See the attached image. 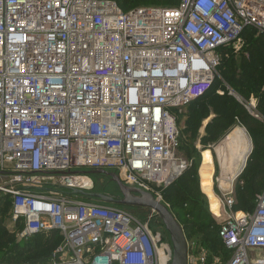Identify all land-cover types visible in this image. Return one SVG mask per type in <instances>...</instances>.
<instances>
[{"label": "built area", "instance_id": "built-area-1", "mask_svg": "<svg viewBox=\"0 0 264 264\" xmlns=\"http://www.w3.org/2000/svg\"><path fill=\"white\" fill-rule=\"evenodd\" d=\"M246 29L264 35V0L126 12L118 0H0V198L22 240L60 235L46 264H172L148 222L70 193H94L88 172L100 170L160 201L190 166L175 112L211 90L218 50H240ZM240 104L262 121L254 102ZM246 160L213 193L226 264H264V189L253 213H234ZM187 244L188 264H209Z\"/></svg>", "mask_w": 264, "mask_h": 264}, {"label": "trees", "instance_id": "trees-1", "mask_svg": "<svg viewBox=\"0 0 264 264\" xmlns=\"http://www.w3.org/2000/svg\"><path fill=\"white\" fill-rule=\"evenodd\" d=\"M154 2L163 5L161 7L169 8L176 6L179 0H155ZM118 5L125 12L134 8L143 7L135 5L131 8H126L124 6V0H118ZM255 33L254 30L246 29L241 36L243 42L241 61L243 62V67L248 71V74L235 80L233 77V62H230L229 65L226 64L228 66L224 72H222L225 86L229 85L234 90L235 87L233 85L240 86L241 84H246L252 86V78L258 74V71L261 70L264 73V35L256 37ZM232 51L233 49L231 46L218 50V54L221 57V65L218 71L223 68V66H226V60L230 59L232 61L235 59ZM245 54L255 63V66L246 62L248 58H246ZM217 80L205 96L194 101L196 103L202 101V108L186 122L187 128L189 127V132H195L196 126H200L201 120L208 118L210 115L209 110L212 108L216 117L205 129L206 133L204 137H202L204 143H206V141H219L222 136H226L227 133L225 132L228 131L230 127L232 129L236 123H239L249 134L252 142V152L246 160V166L241 175L243 185L241 188H238V192L236 191L234 209L251 214L256 207V196L264 189V93L259 97L256 110L262 120L260 121L252 117L232 96L227 94L219 95L217 92L219 89L223 88V84L221 83V85ZM248 86L247 89H250ZM238 93L244 94V91L239 87ZM256 96L258 97V94H256ZM231 129L228 132H230ZM180 148L181 144L179 140V150ZM187 161L190 162V166L186 172L174 184L163 189L164 191L162 190L165 198L168 197V200H174L170 202V212L172 213L173 210L178 214L184 213V219L186 221L183 224L173 213L172 214L181 225L187 241L189 239L186 233L190 232L197 233L205 238L206 242L202 243L205 247H207L209 241H212L214 244L219 243L220 246H222L219 238V231L214 232L209 230L210 225L214 224L212 218L210 219L211 216L207 212L200 210L197 213V198L200 193L198 190V177L195 172V159L191 158V155H189ZM4 199L6 200L5 204L11 206L10 199L8 197ZM0 206L3 207L2 205ZM190 206L194 208L189 212L187 208ZM9 233L10 232L6 231L2 220H0V264L49 263L52 261L53 253L62 240L57 232L52 231L30 238V240H34V242L29 245H24L22 242L14 241L13 236ZM213 247L214 246H211L210 249H213Z\"/></svg>", "mask_w": 264, "mask_h": 264}, {"label": "rangeland", "instance_id": "rangeland-1", "mask_svg": "<svg viewBox=\"0 0 264 264\" xmlns=\"http://www.w3.org/2000/svg\"><path fill=\"white\" fill-rule=\"evenodd\" d=\"M155 0H124V6L126 8H131L132 6H143V7H161L163 5L157 4L154 2ZM256 37L258 36H262L260 34L255 33ZM234 49V48H233ZM242 50H243V45L242 48L238 51L233 50L232 53L234 54L235 59H233L232 61L230 59L225 61V65L228 64L230 62H233V66H234V73H233V77L234 79H240L242 78L244 75L248 74V71H246V68L243 67V62L241 61V57H242ZM248 58V57H246ZM247 59V63L248 64H252L253 66H255V63L250 59ZM223 66V68H221L218 71V83H222V87L221 89H219L218 92H220L219 94L223 95V94H227L232 96L237 102L239 103H243V104H247L250 102H254L255 106H256V110H257V106L259 103V97L264 93V73L259 70L258 74L256 76H254L253 79V85L252 86H248L246 84H241L240 86H235V90L233 88H231L229 85L225 86L224 83V78L222 76V72H224V70L226 69V67L228 66ZM224 82V83H223ZM247 86L250 89H247ZM239 91V87L244 91V94H240L238 93ZM256 94H258V97L256 96ZM202 106V101L201 102H194L192 104H190L189 106L185 107L184 109H182L181 111H179L178 113L175 112L176 116V125L178 128V132H179V138L178 140H180V144H181V148L178 152V156L182 157V158H186L185 160H187L188 156L191 155V158L195 159V172L197 174L198 177V190L200 195L197 198V213L198 211H203V212H207L212 218V220L214 221V224H211L209 227V230L214 231V232H218L220 229V226L223 224L224 222V217H220L218 218V215L220 214V211L218 210V202L217 199L214 197V195L212 194V173H213V169H214V175H213V181H214V189L216 191V187H217V183H216V179H219V188H220V178H221V173H222V165H221V159H220V153L218 152V148L220 146V144L224 141V139L231 134L232 132H228L230 129H228V131H226L225 133L226 136H222L221 139L219 140V142H217V144H219V146L217 147L216 145L214 146H210L212 147L211 150V154L214 158V168H213V162H212V158L209 156V153H205L204 154V162L202 160V152L205 151V148L203 149H199L194 147V140L198 137H200V132H203V130H200V126L202 121L200 122V126H196L195 128V132H189V127L187 128V121L191 118L192 115H195L196 113L199 112V110H201ZM213 109L211 108V111ZM209 114H210V110H209ZM215 115V114H214ZM209 117V116H208ZM216 117V115H215ZM207 119V118H206ZM237 122V121H236ZM239 124L236 123L232 129H234V127H238ZM231 129V130H232ZM183 130V131H182ZM182 131V132H181ZM248 139L251 141V138L249 136V134L247 132H245ZM194 137V138H193ZM206 147V145L204 146ZM251 147H252V142H251ZM209 149V148H208ZM252 152V149L247 157V159L249 158L250 154ZM189 163V161H188ZM203 163V166H202ZM202 169V170H201ZM243 173V171H242ZM242 173L239 175V177L237 178V180L234 181L233 184V200L236 201V193L238 192L237 190H239L238 188H241V186L243 185V180H242ZM202 176V177H201ZM200 177H201V184H200ZM95 188H94V193L96 194H103V195H107L110 196L116 200H121V194L118 190V188L116 187L115 184L111 183L109 178L104 177V176H91ZM164 191V190H163ZM163 191L161 190L159 192L160 194V198H161V203H163L166 207H168V209L170 210V202L174 201L173 199L168 200V197H164ZM237 191V192H236ZM207 194L208 198L206 197V195L204 193ZM5 197L0 198V205H2L3 207L0 206V220H2L4 227L6 228L7 232H10L9 234H11V236H13V240L16 242H22L24 243V245H29L32 244L34 242V240H30L28 241V239L26 240H22L19 237V232L21 230V227H15L13 225V220H12V215H11V206L10 205H6L5 203ZM74 199L79 200V201H89L86 198L80 197V196H75ZM94 201V200H93ZM102 204V203H99ZM105 206H109V207H114V208H118V209H122L126 212H128L130 215L136 217L137 219H139L142 222H148L149 223V227H150V231L152 232V234L156 237H158L161 241L162 245H169L171 246V242H170V236L168 235V233L165 231V228L161 222V220L159 219V217L155 214L152 213L150 210L148 209H143V208H138V207H124V206H115V205H106V204H102ZM194 207L190 206L187 208V210L190 212V210L192 211ZM196 208V207H195ZM185 212V211H184ZM172 213L174 214V216L183 224L185 223V219H184V213L178 214L177 212L172 210ZM196 213V214H197ZM234 213L236 216L239 215H243V214H247L246 212L243 211H239V210H235L234 209ZM188 221V220H187ZM186 236L188 237V242H191L193 244L197 245V251L204 253L207 257H208V262L209 264H226L228 261V253L222 248V246H220L219 243H212V241H209V243H207V247H205V245H203L202 243L206 242L205 238H203L201 235L197 234V233H190L187 232ZM61 243V242H60ZM60 245V244H59ZM211 246H214L213 249H210ZM250 253V262L255 261L257 258L253 255L251 252Z\"/></svg>", "mask_w": 264, "mask_h": 264}, {"label": "water", "instance_id": "water-1", "mask_svg": "<svg viewBox=\"0 0 264 264\" xmlns=\"http://www.w3.org/2000/svg\"><path fill=\"white\" fill-rule=\"evenodd\" d=\"M248 157V156H247ZM90 176H104L109 178L110 182L118 188L122 199L116 200L110 196L96 193H84L81 191H72L70 194L80 196L89 200H94L106 205L138 207L148 209L155 213L161 220L165 231L170 236L172 247V264H188L189 248L183 229L176 218L170 212L168 207L158 201L152 194L142 190L131 188L123 184L120 178L106 171H90Z\"/></svg>", "mask_w": 264, "mask_h": 264}, {"label": "bare ground", "instance_id": "bare-ground-1", "mask_svg": "<svg viewBox=\"0 0 264 264\" xmlns=\"http://www.w3.org/2000/svg\"><path fill=\"white\" fill-rule=\"evenodd\" d=\"M251 142L243 129L237 128L229 134L220 144L222 173L220 178V188L229 187L232 178L244 166V162L251 151Z\"/></svg>", "mask_w": 264, "mask_h": 264}, {"label": "crops", "instance_id": "crops-1", "mask_svg": "<svg viewBox=\"0 0 264 264\" xmlns=\"http://www.w3.org/2000/svg\"><path fill=\"white\" fill-rule=\"evenodd\" d=\"M218 94L220 93V92H217ZM219 95H221V94H219ZM215 118V115H214V113H213V111H211V109H210V115H209V117L207 118V119H204L203 121H202V123H201V126H200V130H203V132H200V137H198V138H196L195 140H194V147H196V148H199V149H203V148H205V151H203L202 152V160H203V162H204V154L205 153H209V156L212 158V162H213V168H214V158H213V156H212V154H211V150L212 149H208L209 148V146H219V144H217V142H219V141H217V142H213V141H206V143H204V141H202V137H204V135H205V129H206V127H207V125H209L212 121H213V119ZM239 124V123H238ZM237 128H240V129H244L241 125H239L238 127H234V129H232L230 132H233L234 130H236ZM246 131V130H245ZM206 145V147H204ZM217 146V147H218ZM202 166H203V163H202ZM202 170V169H201ZM213 175H214V169H213V173H212ZM213 175H212V183H213V186H212V194L213 193H215V189H214V181H213ZM202 177V176H201ZM201 177H200V184H201ZM204 193V192H203ZM205 195H206V197L208 198V196H207V194L206 193H204ZM209 263V262H208Z\"/></svg>", "mask_w": 264, "mask_h": 264}]
</instances>
